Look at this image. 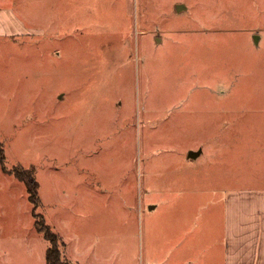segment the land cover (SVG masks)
<instances>
[{"label":"rangeland","instance_id":"rangeland-1","mask_svg":"<svg viewBox=\"0 0 264 264\" xmlns=\"http://www.w3.org/2000/svg\"><path fill=\"white\" fill-rule=\"evenodd\" d=\"M10 4L37 34L0 39V142L9 169L35 168L71 251L142 264L147 213L264 186V0ZM1 246L45 264L26 186L0 164Z\"/></svg>","mask_w":264,"mask_h":264},{"label":"crops","instance_id":"crops-1","mask_svg":"<svg viewBox=\"0 0 264 264\" xmlns=\"http://www.w3.org/2000/svg\"><path fill=\"white\" fill-rule=\"evenodd\" d=\"M10 3L0 0V39H33L37 30ZM190 151H198V157L203 149L182 154L192 158ZM216 189L215 184L197 187L202 196L185 197L182 209L165 211L161 217L147 213L142 264H264V186H234L225 191L219 207ZM158 218L159 232L154 227ZM79 250L71 251L65 242V256L72 264H103L92 247ZM8 251L0 247V264L16 263Z\"/></svg>","mask_w":264,"mask_h":264},{"label":"trees","instance_id":"trees-1","mask_svg":"<svg viewBox=\"0 0 264 264\" xmlns=\"http://www.w3.org/2000/svg\"><path fill=\"white\" fill-rule=\"evenodd\" d=\"M7 159L5 149L0 142V164L4 172H9L26 186L29 201L32 204V214L35 220L37 230L42 234L43 238L48 242L46 250L47 264H72L65 256V242L59 234L54 231L52 226L46 223L44 215L38 211L42 205V200L39 196V182L35 175V168H23L15 166L11 169L7 167Z\"/></svg>","mask_w":264,"mask_h":264},{"label":"water","instance_id":"water-1","mask_svg":"<svg viewBox=\"0 0 264 264\" xmlns=\"http://www.w3.org/2000/svg\"><path fill=\"white\" fill-rule=\"evenodd\" d=\"M257 37H258L257 35L254 36L255 42H257ZM197 155H198V151H190L188 154V156L192 158L196 157Z\"/></svg>","mask_w":264,"mask_h":264}]
</instances>
